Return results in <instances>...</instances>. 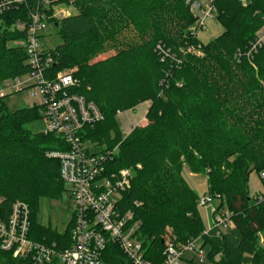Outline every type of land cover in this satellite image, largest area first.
Masks as SVG:
<instances>
[{"label":"trees","instance_id":"obj_1","mask_svg":"<svg viewBox=\"0 0 264 264\" xmlns=\"http://www.w3.org/2000/svg\"><path fill=\"white\" fill-rule=\"evenodd\" d=\"M76 12L55 21L63 43L49 54L47 77L74 69V92L94 102L104 119L85 128L84 139L102 150L118 148L109 167L131 168V188L121 209L142 222L146 259L161 264L165 244L201 237L212 264H264L259 232L264 201L250 195L249 175L264 172V45L252 49L264 28V0H215L224 27L204 44L198 38L197 0H63ZM34 0L0 14V85L30 71L23 47ZM202 50L203 55L197 53ZM0 96V198L6 220L17 201L30 209L29 238L61 247L71 243L74 220L64 232L36 224L43 197L61 199L66 185L53 151L67 150L59 135L33 132L39 105L10 111ZM151 101L150 123L123 136L118 112ZM207 172L208 194L233 213L234 227L217 236L199 211V195L183 176ZM225 199V201H224ZM107 264H128L110 244ZM2 264H32L1 249ZM48 264H60L53 261Z\"/></svg>","mask_w":264,"mask_h":264},{"label":"built area","instance_id":"obj_2","mask_svg":"<svg viewBox=\"0 0 264 264\" xmlns=\"http://www.w3.org/2000/svg\"><path fill=\"white\" fill-rule=\"evenodd\" d=\"M34 6L27 13V20H17L15 30H27V36L17 45L24 48L30 71L26 81L17 77L6 81V87L18 90L31 89L34 104L42 108V119L46 123L45 133L61 136L67 143V150L49 153L61 162L60 174L74 202L71 243L61 247L29 238L30 209L28 204L17 201L13 204L9 217L4 220L0 212L1 249L11 252L14 257H24L32 264H107L103 254L110 244L122 251L128 264H154L146 259L143 239L140 237L142 222L131 210L121 209L123 193L131 188L133 170H114L109 163L114 161L118 148H102L85 140V128L104 119L100 108L83 95L73 91L79 84L74 69L47 77L53 64L50 50L43 48L39 39L47 25L73 15L75 8L63 0H34ZM215 0L206 3L195 1L192 9L205 23L206 18L216 13ZM246 4V0H239ZM26 0H0V14L23 5ZM209 8V11L204 8ZM206 8V9H207ZM264 45V28L258 32L252 49ZM1 96V94H0ZM120 113V112H119ZM264 184V172L260 173ZM257 203L264 201V191L256 193ZM217 199L210 194L199 198V205H213ZM3 198H0V208ZM1 210V209H0ZM212 226L216 235L221 236L234 227L233 213L219 206L212 210ZM165 259L161 264H182L183 261L205 264L208 250L201 237L176 243L165 244ZM188 255L191 257L188 258ZM191 259V260H189ZM2 264V263H0Z\"/></svg>","mask_w":264,"mask_h":264},{"label":"rangeland","instance_id":"obj_3","mask_svg":"<svg viewBox=\"0 0 264 264\" xmlns=\"http://www.w3.org/2000/svg\"><path fill=\"white\" fill-rule=\"evenodd\" d=\"M197 1L204 4L208 0ZM206 8L204 9L206 11H209L210 7L207 9ZM216 15L217 14L215 13L213 17L208 16L206 19L216 18ZM199 24L201 27L199 31H203V33H205V23L202 24L201 22H199ZM259 31H261V29H259L258 32ZM258 32L256 33V36ZM39 43L43 48L47 50L55 49L63 43L62 36L59 33V29L57 28L55 23L47 25V29L40 37ZM197 53L203 55L202 50H198ZM28 78V75H24L21 80L26 81L28 80ZM0 94L2 96L6 95V105L8 109L12 112L21 108L31 107L34 105L33 91L31 89L18 90L16 88L6 87L5 84H2L0 85ZM150 105L151 101H145L130 110L120 113L118 112L117 120L120 124V129L124 137L129 135L135 127H145L150 123V120L147 117ZM29 128L33 132L44 131L46 129V123L41 118L35 123L30 124ZM183 176L185 177L188 184L197 192L199 198L204 197L208 194L207 172H192L190 167L187 164H184ZM65 187L66 192L64 193L61 199H54L48 197H43L40 199L38 210L35 215L36 224L46 229L50 228L52 230H57L58 232H64L66 230L69 223L73 219L74 202L69 195L67 186ZM248 187L251 196H255L256 193L264 191L263 181L257 171H253L249 175ZM220 203L221 201L217 200L213 205H199L200 214L208 228H210L213 224L211 216L212 210L219 207ZM225 204H227L226 201L224 205H222L224 209L227 208V205ZM259 244L260 246L264 247V230L259 232ZM190 257L191 256L188 255V258ZM182 264H198V262L183 261ZM205 264L212 263L207 262Z\"/></svg>","mask_w":264,"mask_h":264},{"label":"crops","instance_id":"obj_4","mask_svg":"<svg viewBox=\"0 0 264 264\" xmlns=\"http://www.w3.org/2000/svg\"><path fill=\"white\" fill-rule=\"evenodd\" d=\"M205 29V33H203V31L198 32V38L204 44L209 43L211 40L217 38L224 32V27L216 18L206 19Z\"/></svg>","mask_w":264,"mask_h":264}]
</instances>
